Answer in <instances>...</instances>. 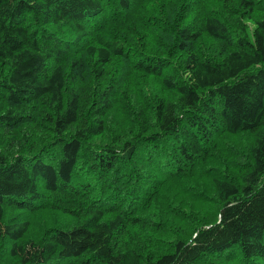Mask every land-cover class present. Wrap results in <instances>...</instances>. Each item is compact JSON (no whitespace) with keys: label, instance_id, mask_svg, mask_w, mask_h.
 Segmentation results:
<instances>
[{"label":"trees","instance_id":"trees-1","mask_svg":"<svg viewBox=\"0 0 264 264\" xmlns=\"http://www.w3.org/2000/svg\"><path fill=\"white\" fill-rule=\"evenodd\" d=\"M67 263L264 264V0H0V264Z\"/></svg>","mask_w":264,"mask_h":264},{"label":"rangeland","instance_id":"rangeland-1","mask_svg":"<svg viewBox=\"0 0 264 264\" xmlns=\"http://www.w3.org/2000/svg\"><path fill=\"white\" fill-rule=\"evenodd\" d=\"M227 143H228V145H233L232 143H229V142H227ZM209 209L211 210V207L205 205L201 210H202V212H205L206 210H209ZM161 238H162V237H161ZM161 244H162V243H161ZM161 244H160V245H161Z\"/></svg>","mask_w":264,"mask_h":264},{"label":"bare ground","instance_id":"bare-ground-1","mask_svg":"<svg viewBox=\"0 0 264 264\" xmlns=\"http://www.w3.org/2000/svg\"><path fill=\"white\" fill-rule=\"evenodd\" d=\"M21 23V22H20ZM18 24V23H17ZM6 25V24H5ZM20 25V24H19ZM19 25H17V26H19ZM23 26H25V24L23 25ZM26 26H27V24H26ZM30 26V25H29ZM15 28H16V26H15ZM20 28H21V26H20ZM23 28H26V27H23ZM12 29V28H11ZM68 264V263H67Z\"/></svg>","mask_w":264,"mask_h":264}]
</instances>
